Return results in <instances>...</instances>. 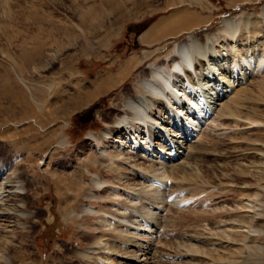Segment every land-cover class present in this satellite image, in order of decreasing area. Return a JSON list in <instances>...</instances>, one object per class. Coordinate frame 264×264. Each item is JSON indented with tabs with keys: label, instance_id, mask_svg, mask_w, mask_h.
Listing matches in <instances>:
<instances>
[{
	"label": "rangeland",
	"instance_id": "rangeland-1",
	"mask_svg": "<svg viewBox=\"0 0 264 264\" xmlns=\"http://www.w3.org/2000/svg\"><path fill=\"white\" fill-rule=\"evenodd\" d=\"M104 1L0 0V93H14L13 98H0V108H10L0 111V168L20 175L23 187L19 200L28 213L25 229L15 227L8 237L3 252L7 262L0 259V264H116L121 262L119 258L105 250L102 253L103 248L96 249L97 253L96 246L101 242L115 253L130 251V221L139 220L140 215L146 218L155 204L169 201L166 210L157 211L162 214L157 221V235L150 236L147 246L132 250L134 256L144 253L146 264L196 260L205 264L207 258L183 256L182 250L193 245L210 251L216 247L211 244L223 240L224 233L220 232L224 229L229 231L224 240L232 247L224 254L215 253V257L229 256V264L245 260L264 264V170L253 175L252 168L261 159L251 153L260 148L264 152V0H109L122 8V13L120 10L114 14L103 5ZM96 11L100 16H94ZM183 12L198 15L195 29L188 32H192L190 36L206 44L216 35L214 54L219 57L204 66L201 80L215 77L221 64L229 68L232 77L240 73L239 80H235L239 85L232 86V90H244L238 104L241 109L235 110L244 122L224 120V134L207 131L197 143L193 144L195 138L188 142L194 146L191 153L177 156L178 161L172 163L187 169L180 190L166 193L168 189L163 186L154 189L156 185H152L157 192L144 193L136 186L137 178L123 165L127 155L115 147L114 136L106 139L103 133L115 134L114 124L130 114H125L126 99L145 95L141 81L149 79L155 67L170 69L174 46L189 42V35L181 33L178 38L166 40L165 35L160 40L151 36L145 43L141 35L161 20H178ZM98 18L102 19L99 26ZM81 19L87 22L82 24ZM225 20L240 29L235 51L229 49L234 40ZM159 27L157 32L161 31ZM247 54L251 59L246 60L249 69L241 60ZM260 59L261 65L253 68ZM129 62L132 64L125 78L89 105L76 110L70 101L66 102L90 95L101 78L106 77L105 82L107 78L116 80ZM103 71L108 75L104 72L100 77ZM189 73L197 78L193 70ZM217 83L216 87L224 91ZM77 93L79 97L74 98ZM18 94L25 97L26 108L16 101ZM57 108L63 123H59V115H52ZM214 110L205 119L214 115ZM33 111L44 123L51 115L56 122L40 127L32 119ZM147 165L145 161L143 166ZM92 177L99 179L101 189ZM245 184L248 189H244ZM243 197L261 207L254 204L255 211L246 213ZM88 208L92 214L85 211ZM238 224L247 228L231 232ZM163 253L170 260L161 257Z\"/></svg>",
	"mask_w": 264,
	"mask_h": 264
},
{
	"label": "bare ground",
	"instance_id": "bare-ground-1",
	"mask_svg": "<svg viewBox=\"0 0 264 264\" xmlns=\"http://www.w3.org/2000/svg\"><path fill=\"white\" fill-rule=\"evenodd\" d=\"M103 5L109 10L110 13L113 14L118 11L120 12V10L122 9L121 6H119V4L115 2H110L109 0H105ZM120 13H122V10ZM94 16H100L99 12L96 11V14ZM195 19H196L195 13L181 14V17L178 20H176L175 22L173 21L178 28L176 29L175 33H179V36H181L180 33H184V32L187 33L189 32L188 30L191 31L193 28L195 29L196 27L195 25H197L196 24L197 22L195 23L197 19L196 20ZM80 21L82 24H85L87 22L86 19H81ZM97 22H98L97 26H99L102 23V19L98 18ZM193 24L195 27L193 26ZM224 24L228 27L227 30L231 33L232 39L234 40V42L231 44V47L229 49H231V51H235L237 49L236 47L238 46V43H240L239 41L240 29L237 27V25L233 24L231 21L225 20ZM191 33L192 32L186 34L189 35L188 43L180 42L178 45L174 46L172 51L173 55L170 58L171 60L170 69L169 67L168 68L155 67L152 69L151 77H149V79L145 78L141 81V85L145 95L139 97L136 96L134 99H131L130 97L126 99L127 100L126 109L128 110V112L125 114L128 113L130 114L127 116L123 115V117L121 116L122 118L120 117L121 118L120 120H118L117 122L115 121L116 122V124H114L115 134L113 135L108 131H105V133L102 132L103 138L111 139V137L114 136V143L116 144L115 147L123 150L122 152L124 153V155L125 154L127 155L125 156L126 157L124 159L125 164L123 165H125V167L127 166L129 170L133 173L135 178H137L138 182L136 186L138 187V190L144 193L151 190L153 191L155 188H162V186L164 187V189H168L167 192L165 191L166 193L173 192L174 190H178V189L180 190L182 178L185 176L186 174L185 172L187 171V169L184 165L181 166L179 165L180 167H177L175 165H172V163H174L177 156H180L181 158V156L188 155L191 153L194 146L188 145V142L192 141L195 138L193 144L197 143L198 141H200L199 138L203 136L202 135L203 132L208 131L207 133H223V129L225 127L222 129L221 126L223 125L224 120H234L236 123L244 122L242 121V118H240L241 116L239 114V111L238 113L235 112V110L241 109V108L238 109V104L242 99L241 94L244 90L243 91L232 90V86L237 87L239 85V83L235 84L236 83L235 80L236 79L239 80L237 78L240 74L238 72L239 70H237L238 73L236 74L234 73V76L232 77L229 75L228 72L229 68L227 70L224 68L225 66L223 67V65L221 64V66H218L219 68H217L216 70V72L219 73L216 74L214 72V74L216 75V76L214 75L215 77L209 80L206 79L201 80L202 78L201 71L204 70L205 68L204 66L206 64L209 65L208 62L210 59L212 60L219 57L214 54L215 52L214 40H216V35L214 34L212 37L208 38L206 44H202L198 38H196L195 36H190ZM249 41L250 39L247 40V43ZM247 56L248 54L242 57L241 60L242 62L244 60V64L246 63L247 64L246 67H248L249 69L251 68V65H249V61L251 59L248 58ZM221 58H224V56H222ZM131 61L133 62L134 60ZM261 62L262 60L260 59L258 63H256L257 65L254 66L253 68L259 67L261 65ZM130 64L132 63L129 62L128 64H126L124 69H122L118 74V78H116V80L114 79L110 80L109 78H107L106 82L103 83V85L96 88V90L93 91L90 95H88V97L85 99V101H83V103L78 105L77 102L78 107L81 108L90 104L94 99L99 97L106 90L121 82L125 78L128 72V68L130 67ZM189 69L193 70L196 73L197 76L196 79H194L191 76V74L189 73L191 70ZM242 71L243 70H241V77H244V73ZM17 80L22 83L20 79L17 78ZM217 82H219V85L224 89V91H221L220 88L218 89L216 87L215 83ZM0 84L1 86L3 85V83ZM4 85L6 84L4 83ZM1 97L3 98V100L10 99L14 97V93L13 92L10 93V91L4 90L1 91L0 93V98ZM15 98L16 101L20 103V105L22 106L24 105V107L26 108L27 104H25V97L23 95L18 94L17 96H15ZM75 107L76 106L74 105V109H76ZM3 108H0V111H2V109L3 111L10 110V108H5V107ZM58 108L57 110H54L52 112V115L54 117L59 112ZM211 110H214L215 114L212 116L209 115V117L205 119L207 114H209ZM29 114L32 115V113L28 112V115ZM52 115L50 118H53ZM29 117L32 116L29 115ZM32 119H34L38 124H42L43 122L39 116L37 117L35 116L34 111H33ZM246 126H247V122H246ZM246 126L243 128L248 129L246 128ZM198 133L199 134L201 133L200 136L198 135ZM93 140L98 142L96 138ZM262 148L264 149V145ZM253 151L255 152H251V153H253L254 156L259 155V159H261V161L259 160L258 163L252 168L253 175L255 176L260 174L264 170V152L263 150H261V148L254 149ZM145 161L148 162L147 166H143ZM176 161L178 160L176 159ZM38 164L39 166L40 165L43 166V162H39ZM183 164H188V162ZM14 173L10 169L5 168L4 166L0 168V259H2L5 262H7V259L5 258L3 252L5 250L4 248H6L7 245L6 243H8L9 240L8 237L14 234L15 231L12 230H15V227H18V229L19 228H22L23 230L25 229V220L28 216V213L25 211L24 202L20 203L19 200L22 195L21 188L23 187V183L20 178V175L18 177L17 175L18 173L16 175H14ZM92 178H94V185L100 188L99 185L102 184H99V179L97 177H92ZM166 179L167 181H165ZM183 182H186V180ZM168 183L170 184L168 185ZM152 185L153 186L156 185L154 189L152 188ZM245 185H243L244 189H248L247 185L246 186ZM131 189L133 190L135 188H131ZM155 191L156 190H154L153 192ZM175 200L177 201V199ZM183 203H184L183 201H180V204ZM242 203L244 210H246V213H249L252 210H254L255 208L254 204L261 207L260 204H256L253 202V200L248 198L242 199ZM168 204L165 205L155 204V207L151 209V212L149 211V214L144 213L150 218V220H148L149 218L147 219V216L145 218L143 215H140L139 220H134L133 222L130 221L131 223H129L128 226L133 230V232H131L132 234L131 233L129 234L131 237L130 245L126 244L129 245L128 247L130 251L127 250L120 253H115L106 244H103L101 242L99 243L100 244L99 246H96L95 250L96 249L98 250L99 248H103L102 253L105 250L106 254L119 258L121 262L119 261L116 264H142V263L146 264L147 259L144 258V253L140 252L141 254L138 255L136 254L134 256L135 252L132 250H135L138 247L140 248L142 246H147L149 244V241L151 240L150 236L154 234L155 236L157 235L156 232L158 228L157 224H159L157 223V221L159 222V220L162 217V214L159 215L157 211L161 213L165 208H167ZM90 209L91 208H88L85 211L88 214H92L93 211H91ZM236 224L237 223H235V226ZM235 226L232 227L231 230L230 229L229 230L231 232L232 231L239 232L236 231V229H239L241 231L242 229L247 228L240 224H238V227ZM224 230L220 233L221 234L224 233V235L222 236L225 237V235L227 236V232L229 231L226 230L224 231ZM248 231L251 232V228ZM224 237L222 238L223 240L218 239L220 240L219 243L211 244L212 247L216 246L215 248H212V250L210 249V251H212L213 253L207 250L205 252L204 250H200L193 245L190 246L187 245L186 249L184 247L185 250L182 248L183 256H189V257L191 256L194 257V259H196V257H198L199 259L207 258L208 260L206 259L205 264H229L227 262L229 256L227 255L228 257H226V255H223L226 258H223L221 256L222 254H224V251L228 250L227 248L231 246V243L226 239L224 240ZM159 251L161 252V250ZM90 252L91 250L88 251V253ZM218 252L222 254H218V256L215 257V253ZM164 255L161 257L163 258L166 257V259L170 260L169 256H166V254ZM175 257L176 256H174V259H176ZM196 261H197L196 263L192 261H187L184 262L183 264H199V260ZM245 262H242L241 264L250 263V261L248 262L246 260ZM231 264H239V262L231 263Z\"/></svg>",
	"mask_w": 264,
	"mask_h": 264
},
{
	"label": "crops",
	"instance_id": "crops-1",
	"mask_svg": "<svg viewBox=\"0 0 264 264\" xmlns=\"http://www.w3.org/2000/svg\"><path fill=\"white\" fill-rule=\"evenodd\" d=\"M184 13H188V12H183L182 14H184ZM196 15V14H195ZM197 17H198V15H196V19H197ZM179 18V17H178ZM171 19H174V17H171L170 19H168V21H165V20H161L160 21V23H159V25L160 24H166V26H165V28L163 29V26H164V24L162 25V27H159V25L158 26H156V27H154V28H151V29H149V30H147L146 32H144L142 35H141V39H142V41H143V43H145V42H147L148 41V38L149 37H151V36H154L153 37V39H156V40H160V39H170V38H172L173 39V37H175V38H178L179 37V33H175L176 32V25L174 24V20H172V21H170ZM195 19V20H196ZM174 21V22H173ZM197 21V20H196ZM195 21V22H196ZM171 22V23H170ZM173 22V23H172ZM175 25V27H173ZM194 25V24H193ZM152 27V26H151ZM157 27H159L160 29H161V31H156L157 30ZM171 27H173V28H171ZM171 28V29H170ZM163 29V30H162ZM169 29V30H168ZM175 29V30H174ZM174 30V31H173ZM189 31V30H188ZM164 32H166V34L164 33ZM150 33V34H149ZM181 34H188V32L186 33V32H184V33H181ZM180 34V35H181ZM156 35V36H155ZM162 35H165L163 38H162ZM182 36V35H181ZM101 70V69H100ZM99 70V71H100ZM104 72H105V74L106 75H108V73L106 72V71H103V72H99V75H100V77L101 76H104ZM107 77H110V76H107ZM106 77H104V78H101L100 79V81H99V83L98 84H96V88H98L99 86H101V85H103V83H105V79ZM103 79V80H102ZM96 88H95V90H96ZM95 90H92V92L93 91H95ZM84 96V95H83ZM79 97V93H77V95L74 97V98H78ZM88 97V96H87ZM87 97H81V100H77V101H74L72 98H69V100L68 101H66V102H68L69 103V101L71 102V104L70 105H75L76 107V110L77 109H80L79 107H78V105H80L81 103H83V101H85V99L87 98ZM99 98V97H98ZM97 98V99H98ZM95 100V99H94ZM93 100V101H94ZM79 101V102H78ZM75 102H76V104H75ZM77 102H78V105H77ZM68 103H65V105L66 104H68ZM74 103V104H73ZM89 105V104H88ZM87 106V105H86ZM82 108V107H81ZM57 115H59L60 117H61V120L59 119V123H63V116L61 115V114H59V112L56 114V117H57ZM69 118H71L70 116H68V119ZM41 120H42V118H41ZM43 121V120H42ZM41 121V122H42ZM47 122H49V123H53V122H56V119H54V118H47V120L45 121V123H47ZM44 121L42 122V124H38V125H40V127H42V126H44ZM61 127H63V125H60ZM53 128V127H55V126H50V127H48V128ZM41 138V137H40ZM43 138H45V137H42V141H44V142H48V140H43ZM60 138H62V140H60V142L61 143H63V141H64V139H63V137L61 136ZM40 140V139H39ZM56 141V143H57V140H55ZM35 142H37L36 140H35ZM34 142V144H36ZM59 185V184H58Z\"/></svg>",
	"mask_w": 264,
	"mask_h": 264
}]
</instances>
